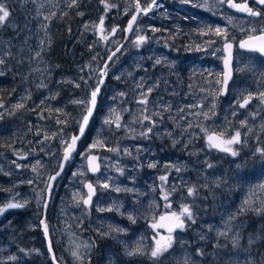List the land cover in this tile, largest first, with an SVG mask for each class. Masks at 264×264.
<instances>
[{"label":"rangeland","instance_id":"1","mask_svg":"<svg viewBox=\"0 0 264 264\" xmlns=\"http://www.w3.org/2000/svg\"><path fill=\"white\" fill-rule=\"evenodd\" d=\"M107 2L115 7L105 11L101 0H0L10 11L6 25L0 27V58L5 60L0 65V207L8 202L24 204L6 210L0 221V264H47L38 233L45 188L58 166L63 142L75 135L86 111L83 104L72 101L88 100L99 81L97 72L121 43L124 22L136 8V0ZM139 2L143 8L151 0ZM193 2L207 5L195 7L204 16L201 31L207 32L196 60L179 70L181 60L171 58L166 43L175 36L179 20H186L187 9L194 7L181 0H157L159 6L137 18L117 52V60L122 61L104 69L105 82L89 133L52 183L44 212L58 263L183 264L188 257L193 264H264V212L255 211L264 208V156L256 153L258 147L264 148V104L259 99L264 92V59L236 49L240 39L255 34L259 25L231 14L223 5L211 6L210 0ZM168 9L178 14H170ZM69 11L74 12L72 18ZM101 16L103 33L99 30ZM113 27H117L115 34ZM216 27L226 30L234 45L233 76L223 98L218 95L217 81L224 39L215 34ZM75 28L76 34L69 35ZM209 28L213 31L208 32ZM101 35L108 39H100ZM138 36L146 38L139 47L134 43ZM36 52L41 55L36 57ZM148 88L159 94L148 101L145 113L155 127L148 121L143 125L133 122L145 107L137 101L142 92L149 94ZM249 94V104L240 108L239 103ZM18 103L24 107L16 109ZM113 109L120 115L119 129L104 122L110 116L115 118ZM201 112H209V118L196 115ZM241 121L246 122L245 127ZM201 126L223 131L226 138L240 131L241 143L232 146L238 154L210 148ZM149 127L153 130L148 137L141 136ZM93 154L101 165L99 174L89 179L84 160ZM86 182L95 188V198L83 207ZM103 183L110 187H101ZM117 187L121 191H115ZM188 187L196 189L193 196H188ZM162 188L171 193L167 201L162 198ZM182 204L189 205L195 222L186 220L184 230H174L172 246L153 260L150 253L156 241L168 237L171 213L179 212ZM119 221L124 225L118 227ZM224 231H228L227 238L218 235ZM237 233L240 247L233 248L231 237ZM249 237L254 239V247L249 245ZM85 244L89 247L84 248ZM137 248V254L128 255ZM197 249L204 255L197 256Z\"/></svg>","mask_w":264,"mask_h":264},{"label":"snow or ice","instance_id":"2","mask_svg":"<svg viewBox=\"0 0 264 264\" xmlns=\"http://www.w3.org/2000/svg\"><path fill=\"white\" fill-rule=\"evenodd\" d=\"M73 2H75V0H73ZM182 3H190L192 4L193 7H207L206 4H197L194 3L193 0H181ZM101 3L104 5L105 11H107L110 7H115V5H110L107 0H101ZM218 3L220 5H224L227 4V6L229 8H233L235 9L237 12H242V13H246L248 16L250 17H260L261 15H264V0H255L256 5H259L260 8H253V7H249L248 4V0H243V2L241 3H237L235 2V0H218ZM158 7L159 5L157 4V0H151V2L146 6L143 7L141 6L139 0H136V12L140 13L141 11H143V13L145 15H147V13L149 11L152 10L153 7ZM52 15H55V13H53ZM10 17V11L9 9L6 7V5L4 3H0V27L5 26L6 22L8 20V18ZM45 20L49 19V17L45 16L44 17ZM228 19V23L231 24L232 23V18L229 17ZM137 20V15H132L130 20L128 21V27L127 30L131 31L134 22ZM103 23H104V17L101 16L100 21H99V30L101 33L104 32V28H103ZM46 28V25L44 26ZM117 31V27H113L111 29V32L113 34H115V32ZM153 31H158V29H153ZM213 31V29L209 28L208 32ZM215 34L217 36H222L224 39V50L227 53L225 59H224V64H225V73L224 75V80L223 83L225 85H227L228 80L231 76V68H230V62H231V49H232V44L228 41L227 38V32L224 29H221L220 27H216L215 28ZM252 31H255L254 29ZM202 35H206L207 32L202 31L201 32ZM100 39L102 40H107L108 36L107 35H101ZM145 37L144 36H138L136 38V40L134 41L135 45L137 47H139L142 43L145 42ZM258 42V46L253 45L252 42ZM207 43L212 44L215 43V41H208ZM40 44L43 45L44 41L41 40ZM240 47L241 48H245L248 47L250 50H255V51H259L262 54H264V28H261L260 30V34L259 35H252L249 36L248 40H243L240 43ZM219 50V49H217ZM41 51H43V48H41ZM117 51H119V48L117 49ZM5 55L7 56H11V52H7L5 53ZM41 55V52H36V57H39ZM115 55V52L112 54V56ZM112 56H109V60L112 59ZM156 63L159 64L160 60H156ZM5 64V60L3 58H0V65H4ZM105 68H107V65L105 66ZM3 72L0 71V75H2ZM102 75H106V71L101 73ZM117 79H119V77H117ZM85 83H87V81H85ZM99 84L103 83V80H100L98 82ZM217 83H220V81H217ZM77 87H79V84L76 85ZM99 86H97L96 88H94L91 91V98L90 100H74L72 101L74 104H83L86 108V114L83 115L82 117V123H80V133L83 134L85 127L88 125L89 123V119L93 114V109L96 106V102H97V95L99 92ZM152 88H148L147 89V93H151ZM222 91V90H221ZM120 95H124L123 93H121ZM252 99L251 94H249L246 98L243 99L242 103H239V107L240 108H244ZM259 99L260 102L262 104H264V92H260L259 93ZM138 104L144 105L145 107L141 110V116L140 118H138L137 120H134L133 122L136 123H140V124H144L145 121H148L149 123H151L153 125V127H155V121H153L151 119V117L145 113H147V95L145 93H141V99H139L137 101ZM90 105V106H89ZM0 107H3L2 104H0ZM14 107L16 109H22L24 107L23 103H18L16 105H14ZM215 105H213V109H214ZM182 111V110H181ZM212 115H215V112L210 110ZM112 113L114 115V119L112 118V116L108 117L105 119V123L112 125L115 124V127L117 129H119L122 125L119 123L120 121V115L118 113H116L115 109L112 110ZM152 115H156V113H152ZM196 115H203L205 117V119L209 118V112H201V113H196ZM233 115H235V112L233 113ZM57 123H62V121L57 120ZM246 126V122L245 121H241V127H245ZM189 128L192 127L191 124L188 125ZM153 130L152 127L146 128L145 131H142L140 133L141 136L147 138L149 133H151ZM201 132H203L205 134V138H206V142L208 144V146L210 148H215L219 151L222 152H226V153H230L232 156H236L238 153L233 149V145L235 144H239L241 143V133L240 131H236L234 135L227 137L226 138V134L225 132L221 131V132H217L215 130H209L208 128H205L203 126H201L200 128ZM134 131V129L132 130ZM249 131H251V129H249ZM55 135V134H53ZM45 139H48V137L46 136ZM79 139V137L77 136H73L71 138V142H67L64 141V156L63 159L64 161H68L71 157L72 152L75 150L76 147V141ZM97 143H100V141H97ZM96 145L94 144L93 147H95ZM110 151H118V149H109ZM126 154H130L127 153V150H125ZM256 153H258L261 156H264V148H257L256 149ZM19 158H24V157H19ZM87 159L89 160V166L90 169L92 171H96L98 168V165L94 166L93 162L97 159L95 156H88ZM154 164H149V167H154ZM19 167V165H18ZM61 169L63 168V165H60ZM208 167H212L211 164L208 165ZM177 171H179V169H177ZM56 175L58 176L59 173H56ZM56 178V176H51L49 177L50 180H54ZM161 181H166L167 177L165 176H161L160 177ZM29 183H31V181H29ZM88 188V197L86 199H83V203L85 206L89 205L91 203V198L92 195L95 194V188L93 187L92 184H87L86 185ZM50 187V185H49ZM101 187L108 189L110 187V185L108 183H103L101 185ZM125 191H130L129 189H124ZM115 191L119 192L121 191V189L119 187L115 188ZM162 193H163V199L164 200H168L169 195L171 194L170 192H165L164 189H161ZM196 192V189L194 187H188L187 188V194L188 196H193ZM249 202L246 200L245 204H248ZM24 207V204H20V203H13V202H8L6 203L4 206L0 207V214H3L6 210L8 209H12V208H22ZM100 211H104V209H99ZM108 211H111L112 209H107ZM246 209L241 208V211H245ZM255 211L259 214L261 212H264V208H260V209H255ZM130 220H132L133 223H135V220L132 216L128 217ZM161 219H164V217H161ZM171 220H172V224L171 226L168 228V232L169 235L167 238L161 237L160 240L156 241L155 247L152 249L150 255L153 258V260L157 259L160 255H162L164 252H166L173 243V237L171 235V233L176 230V229H180V230H184L186 227V220L188 221H194V216H193V212L191 210V208L189 207V205L187 204H182L181 205V210L179 212H172L171 213ZM41 224L44 225V232H45V236L48 235V226L46 224V222L44 220L40 221ZM152 227L155 229L157 227V225L153 224ZM112 231H122L121 229H112ZM103 235H107V233H104ZM219 236H223L225 238L228 237V231H224V232H219L218 233ZM201 239H203V237H201ZM254 239L252 237H249V245L251 246L254 243ZM231 244L233 248H239L240 247V238H239V233H237L235 236L231 237ZM79 248V246H77ZM84 248H88L89 245L85 244L83 245ZM21 251H24L23 249H21ZM49 252H52L51 246L49 247ZM139 252V248H137L134 252H129L128 255H135ZM72 255L77 259H81V255L78 253V251H73ZM196 255L197 256H203L204 252L200 249H197L196 251ZM11 259L15 260L16 257H11ZM53 264H56L55 261V257L53 256ZM183 264H193V262L191 261L190 258L186 257ZM247 264H251V262H247Z\"/></svg>","mask_w":264,"mask_h":264},{"label":"water","instance_id":"3","mask_svg":"<svg viewBox=\"0 0 264 264\" xmlns=\"http://www.w3.org/2000/svg\"><path fill=\"white\" fill-rule=\"evenodd\" d=\"M248 1H250V0H248ZM251 1H253V2L255 3V0H251ZM226 8H227V10H228L231 14H233V15H235V16H246V17H248V15H247L246 13L237 12L235 9H233V8H229V7L227 6V4H226ZM134 14L137 15V18H138V15H139V14H140L141 16H144V13H142V12L137 13V12H136V8L134 9V11L130 14L129 17H127V19H126L125 22H124V27H123V29H122V41H121V43H120V44L114 49V51H112V52L109 54V56H112V54H113L114 52H115V54H116V53L118 52L117 49L119 48V50H120L122 44H123L128 38H129V35H130V33H131L132 30H131V31H128V30H127V27H128V21L130 20L131 16L134 15ZM136 21H137V20H136ZM136 21L134 22L133 27H134ZM133 27H132V29H133ZM259 34H260V33L255 34V35H259ZM248 38H249V36H248V37H244V38H242V39L237 43V46H236L237 49H238L241 53L257 55L259 58L264 59V54H262L261 52H259V51H255V50H250L248 47H245V48H241V47H240V43H241V41H243V40H248ZM252 43H253V45L258 46V42H255V41H254V42H252ZM231 44H232V43H231ZM220 49H221L222 59H221V61H220L221 74H220V85H219V92H218V95H219L220 98H223V97L227 94V88H228V86H229V84H230V82H231V80H232V76H233L232 63H233V49H234V47H233V44H232V49H231V62H230L231 76H230V78H229V80H228L227 85H225V84L223 83V80H224V75H223V74L225 73L224 59H225V57H226V55H227V53H226L225 50H224V43L221 44ZM109 56L105 59L104 63H103V64L101 65V67H100V70L97 72V76H99V81H100V80H103V83H102V84H99V83L97 84V86H99V89H101V87L103 86V84H104V82H105V75H102L101 73H102V72L104 71V69H105V66H106V64H107V62H108V60H109ZM99 81H98V82H99ZM97 86H96V87H97ZM221 90H222V91H221ZM98 94H99V92H98ZM97 97H98V95H97ZM90 98H91V93H89L88 100H90ZM242 102H243V100H242L240 103H242ZM96 103H97V102H96ZM248 104H249V103H248ZM89 106H90V105H89ZM95 107H96V106H95ZM94 111H95V108L93 109V114H92V116H91L90 119H89V123H90L91 119L93 118ZM85 114H86V111H85L84 115H85ZM80 123H82V119H81ZM80 123H79V125H78V128H77V131H76L75 135H73V136H77V137H79V139L76 141V147H75V150L72 152V154L76 151L77 146H78V143L81 141L82 137L84 136V134H85V132H86L88 126H89V123H88V125L85 127V130H84L83 134H81V133H80ZM73 136H70L67 142L70 143V142H71V138H72ZM214 149H215V148H214ZM215 150H216L217 152H221V151H219V150H217V149H215ZM72 154H71V155H72ZM63 156H64V150H63V152H62V154H61V156H60V159H59V162H58V168H57V170L55 171V173H53L52 175H50V177H51V176H56V178H55L54 180H50V179L48 178L47 185H46V188H45V198H44V202H43V204H42V215H41V217H40V219H39V222H38V226H39V228H38V232H39V234H40L41 241L43 242L44 251H45V253L47 254L49 264H53V256H54V253H53V251H52L51 253L49 252V247L51 246L50 239H49V235L45 236L44 225L41 224L40 221H41V220H45V218H44V212H45L46 205H47V203H48V199H49V191H50V189H51V185H52V183H53V182H54V181H55V180L61 175V173H62V171H63V169H64V167H65V164L67 163V161H64ZM88 156H90V155H87V156L85 157L84 162H85V165H86V172H87V175H88L89 179H92L93 177L97 176V175L99 174V171H100L99 157H98V155H96V154L91 155V156H95V157L97 158V159L93 162V165H94V166L98 165L97 170H96V171H92V170L90 169V166H89V160L87 159ZM60 165H63V168H62V169H61ZM56 173H59V175L57 176ZM87 184H90V183H89V182H86V183H84L83 186H82V190H83V193H84V195H85V197H84L83 199H86V198L88 197V188H87V186H86ZM49 185H50V187H49ZM94 196H95V194L92 195L91 203H92V200H93ZM83 199H82V202H81L83 207H87V206L91 205V203H90L89 205L85 206L84 203H83ZM51 249H52V248H51ZM54 257H55V256H54ZM55 261H56V259H55ZM56 264H59V263L56 261ZM79 264H81V263H79Z\"/></svg>","mask_w":264,"mask_h":264},{"label":"flooded vegetation","instance_id":"4","mask_svg":"<svg viewBox=\"0 0 264 264\" xmlns=\"http://www.w3.org/2000/svg\"><path fill=\"white\" fill-rule=\"evenodd\" d=\"M235 2L241 3V2H243V0H235ZM168 4H170V3H168ZM210 4L213 7H214V5L219 6L218 0H210ZM248 4H249V7H253V8H257V9L260 8L259 5H256V3H254L251 0L248 1ZM223 7L225 8V10H227L226 4H224ZM168 11L170 12V14H172V13L174 15L178 14V13H176L175 9H173V10L168 9ZM181 15L182 14L180 13L179 16L181 17ZM184 16L186 17V20L185 21L179 20V24H177V28L175 29V31H173V32H175V36L174 37L171 36L166 41L167 52L171 56V58L175 61L181 60V62L178 63V67L180 70H182L183 64H188L193 59L196 60L195 57H197V55L201 52L202 40L204 39L203 35L201 34L202 31H201V25H200V23L204 19V16L201 13H199V11H197L195 9V7L193 9H187L186 14ZM138 17L143 18L144 16H141L139 14ZM237 17H241V18H244L247 20L252 19L253 21H255V23H258L259 31L257 29L256 30L257 32L255 31L256 32L255 34L260 33L261 28H264V15H261L260 17H250V16H248V17L237 16ZM171 23L172 22H170V24ZM255 34H253V35H255ZM186 35H189V37L187 38ZM236 46H237V44H236ZM233 47H234V45H233ZM236 49H237V47H236ZM251 55H253V54H251ZM4 217H6V211L3 214H0V221ZM94 263H95L94 260H88L85 262V264H94ZM48 264H49V262H48Z\"/></svg>","mask_w":264,"mask_h":264},{"label":"trees","instance_id":"5","mask_svg":"<svg viewBox=\"0 0 264 264\" xmlns=\"http://www.w3.org/2000/svg\"><path fill=\"white\" fill-rule=\"evenodd\" d=\"M72 14L74 15V12L72 13L71 11H69V13H68V16H69V18H72ZM73 20H75V18L73 19ZM76 28L75 29H71V33H69V35H75L76 34ZM59 34V33H58ZM65 34V33H64ZM120 35H121V29H120ZM66 36V35H65ZM63 37V34L60 36V38H62ZM56 39V40H55ZM54 40L55 41H53V39H52V47H51V49L53 50V51H55L54 49V46H55V44H56V41H57V38H55ZM63 41H64V39H62L61 40V44L63 43ZM59 46V45H58ZM57 46V47H58ZM118 54H116L113 58H112V60L111 61H109L110 63L109 64H107V69H109V67L113 64H115L116 63V61H122V59L120 60H117L118 59ZM112 65V66H113ZM92 120V119H91ZM91 122V121H90ZM89 125H90V123H89ZM89 127V126H88ZM89 128H87V130H86V134H85V136L87 137V135H88V133H89ZM57 165H56V167H55V169L57 170ZM55 173V172H54ZM43 243V242H42ZM105 244H107V242H104ZM42 251H43V256H44V260H45V262L48 264V257H47V254L45 253V251H44V246H43V249H42ZM53 251V250H52ZM55 256V255H54Z\"/></svg>","mask_w":264,"mask_h":264},{"label":"bare ground","instance_id":"6","mask_svg":"<svg viewBox=\"0 0 264 264\" xmlns=\"http://www.w3.org/2000/svg\"><path fill=\"white\" fill-rule=\"evenodd\" d=\"M207 18H208V17H207ZM172 21H173V20H172ZM202 21H203V20H202ZM206 23H207V22H206ZM122 46H123V45H122ZM120 49H121V48H120ZM122 49H123V48H122ZM119 51H120V50H119ZM116 54H117V53H116ZM124 58H125V57H124ZM109 63H110V62H109ZM109 63H108V64H109ZM123 64H124V63H123ZM200 64H201V63H200ZM232 64H233V63H232ZM186 65H187V64H186ZM188 65H189V64H188ZM182 67H183V66H182ZM179 70H180V69H179ZM106 71H107V68H106ZM146 71H147V70H146ZM158 71H159V70H158ZM162 72H163V71H162ZM153 73H156V71H154ZM149 77H150V76H149ZM230 84H231V83H230ZM154 91H155V90H154ZM154 91H152L151 93L147 94V101H151V100L157 99L156 96L159 95V94L155 93ZM180 102H181V101H180ZM183 102H184V101H183ZM183 102H182V103H183ZM132 104H133V103H132ZM246 106H247V105H246ZM146 122H147V121H146ZM166 125H167V124H166ZM163 127H164V126H163ZM166 127H167V126H166ZM85 134H86V132H85ZM85 134H84V135H85ZM139 139H140V138H139ZM139 139H138V140H139ZM128 141H130V140H128ZM136 141H137V140H136ZM131 143H132V142H131ZM136 143H139V142H135V144H136ZM123 145H124V144H123ZM141 145H142V144H141ZM132 147H133V146H132ZM138 154H139V153H138ZM177 155H178V154H177ZM175 156H176V155H175ZM122 160H123V159H122ZM100 165H101V164H100ZM149 172H150V171H149ZM112 196H113L114 198L118 199L119 201L122 200V199L118 196V194H116V195L113 194ZM121 197H122V196H121ZM94 198H95V197H94ZM121 220H122V219H121ZM117 221H118V220H117ZM148 222H149V221H148ZM136 223H137V222H136ZM116 225H117L118 227H120L121 225H124V224H122L121 221H119V222L116 223ZM134 225H135V224H134ZM134 225H133V226H134ZM135 227H136V226H135ZM142 227H143V226H142ZM142 227H141V228H142ZM134 229H135V228H134ZM36 232H37V231H36ZM138 232H139V231H138ZM38 233H39V232H38ZM138 234H139V233H138ZM121 235H122V234H121ZM99 243H100V242H99ZM256 244H257V243H256ZM261 244H262V243H261ZM253 245H254V244H253ZM253 245H252V246H253ZM107 246H108V245H107ZM109 246H110V245H109ZM254 246H255V245H254ZM254 246H253V247H254ZM258 246H259V245H258ZM52 249H53V248H52ZM97 249H98V248H97ZM106 249L108 250V248H106ZM260 249H261V248H259V250H260ZM259 250H258V251H259ZM96 251H98V250H96ZM94 252H95V251H94ZM210 252H211V251H210ZM93 254H94V253H93ZM133 259H134V258H133ZM134 260H135V261H138V260H136V259H134ZM141 261H142V260H141ZM150 261H151V260H150ZM145 262H146V261H145ZM133 263H134V262H133ZM140 263H141V262H140ZM138 264H139V263H138ZM144 264H145V263H144Z\"/></svg>","mask_w":264,"mask_h":264}]
</instances>
